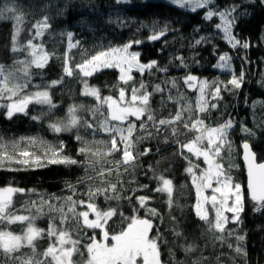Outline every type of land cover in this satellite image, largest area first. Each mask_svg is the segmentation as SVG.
Here are the masks:
<instances>
[{"label":"trees","instance_id":"1","mask_svg":"<svg viewBox=\"0 0 264 264\" xmlns=\"http://www.w3.org/2000/svg\"><path fill=\"white\" fill-rule=\"evenodd\" d=\"M233 5L237 7L232 13L235 17L232 34L241 43L247 42L248 48L239 45L233 47L224 39L222 30L216 27L221 23L219 16L205 19L206 8L190 12L167 0H129L127 3H117V0H0V9L5 6L14 9V12H5L0 16V64L9 70L15 71L22 67L15 61L30 59L26 50H11L17 26L20 29L17 44L24 47L35 35L34 25L44 17L48 18L50 27L42 36L33 40V43L43 45L49 54L48 63L43 69L32 66L30 78L18 72L19 79L16 82L28 83L21 96L46 90L55 105L50 107L33 102L27 106V114L17 113L11 119L7 118L6 109L0 107V144L9 148L14 142H19V146H24L25 141L21 138H36L58 150L63 142L62 155L80 162L75 165L49 164L36 168L18 165L0 168V188L25 190L13 194L11 211L18 215L36 216V208L31 202L39 204L43 198L56 208L63 207L66 212L67 197L71 196L74 201H88L86 193L90 188L93 191L96 188L104 189L108 183H113L117 185L116 192L109 191L94 198L101 210H117L118 214L106 226L110 235L126 227L128 220L125 218L134 214L141 218L147 216L154 225L150 235L158 237L161 264H264V208L255 210L256 205L247 193V174L242 163V145L245 142L251 146L258 162L264 163V2L213 0V5L209 7L223 11ZM17 16L22 17L19 25L15 19ZM165 26V34L160 39H149L154 32L158 33ZM69 32L73 34L71 43L76 44L72 48H69ZM134 40L141 43L133 44L129 51L138 52L141 63L156 61L157 66L143 73H132L133 80L128 84L119 79L121 73L116 67L101 68L90 77H84L75 67L97 51L122 47ZM197 40H201V43L197 44ZM225 54L230 57L228 64L216 67L223 63L219 58ZM66 60L67 66L74 71L72 76L64 72ZM241 73L242 85L234 89L228 81L234 75L239 78ZM189 74L198 78V81L193 82V87L184 82ZM61 80V83L51 86L53 81ZM85 81L89 87L99 90L101 98H118L122 87L126 91V100L130 99L131 87L134 85L138 88L142 82L146 90L152 93L150 108L157 121L174 116L178 109L190 105L192 111L184 113L186 121L189 116L193 120L199 118L208 127H217L229 120L232 122L227 137L231 149L225 147L222 150L221 162L233 182L241 184L244 193L242 223L227 225L228 229L234 230L232 236L224 235L223 240L218 239L222 234L210 231L208 225L196 215V190L185 169L189 167V161L200 167L203 161L197 160L186 149L181 155L180 144L187 143L197 134L194 131L185 134L182 124L177 125L179 134L174 137L170 129L157 133L154 122L148 121L146 115L142 118L146 130L140 129V120L131 117L129 121L136 124L132 139L135 141L137 137L141 138L136 143L134 154L150 149L148 154L139 156L127 171L124 170L125 166H120L119 179L115 163L101 161L89 166L85 156L79 154V149L84 146L83 141L98 145V141H109L110 136L99 130L108 114L107 105L101 106L95 97L83 94ZM199 81L221 87L220 98L217 99H213L210 94L213 87L206 89L208 111L203 113L196 108L199 95L194 86ZM157 85L163 89L162 92L155 91ZM224 85H227V90ZM7 103V99L0 100V105ZM212 104L216 107L212 108ZM72 107L76 108L79 124L70 131L54 132L50 124L68 123L71 119L69 109ZM88 123L94 127L88 128ZM244 129L250 130L251 134ZM149 132L151 136H148ZM77 136L82 137V140H77ZM120 157L121 153L117 152L107 157V160L116 161ZM101 168L114 169L112 175L107 176V182H102L97 175ZM161 175L173 182L171 208L167 203V194L154 191L159 184L156 177ZM106 195H119L120 199H106ZM139 196L151 197L147 208L139 207L136 199ZM148 208L156 209L158 215L151 216ZM134 209L137 211L134 212ZM76 210L88 211L86 205H77ZM208 211L209 219L214 220L212 208H208ZM43 212L45 215L36 220V226L44 229L45 235L35 242V253L30 247H23L14 255L45 260L43 252L55 240V237L50 240L46 235L48 225L53 222V217L57 227L61 225L58 211L50 212L45 205ZM119 213H123V217ZM64 227L70 228L74 239H81L79 248L83 256L77 253L73 260L86 261L84 245L89 243L88 237L94 232L96 239L100 240V230L85 228L81 232L74 220ZM25 228L26 223L0 224V229L14 234H22ZM177 232L180 235H176ZM236 235H244V241H237ZM229 244L232 247H228ZM189 246L193 250L186 252ZM237 246H242L246 255L238 254L235 251ZM0 264H6L2 253Z\"/></svg>","mask_w":264,"mask_h":264},{"label":"snow or ice","instance_id":"2","mask_svg":"<svg viewBox=\"0 0 264 264\" xmlns=\"http://www.w3.org/2000/svg\"><path fill=\"white\" fill-rule=\"evenodd\" d=\"M125 2L128 0H117V3ZM173 4L178 5L181 8L191 5L192 11H196L198 8H206L205 19L211 20L214 16H219L221 23L216 27L221 29L224 34V39L228 40L233 47L241 46L248 48L247 42L241 43L233 34L232 28L234 26L235 17L232 13L236 11L235 5L231 8L220 11L214 7L213 0H171ZM264 2V0H262ZM5 12L12 13L14 9L8 6L0 9V16H3ZM231 17V19H230ZM17 25L22 20V17H15ZM36 31L32 39L27 41L26 46L19 47L17 44V36L19 35V26H17L15 33L12 37V51H27L30 59L18 60L15 63L22 65L21 68L15 71L9 70L3 64H0V100L7 99L9 103L0 105L6 109V116L11 119L17 113L27 114L26 109L30 103L47 104L50 107H55L52 104L51 97L48 91H37L32 94L21 93L28 87V83L23 84L16 82L19 77L17 73H22L23 77L30 78V68L34 66L37 69H43L49 60V54L44 50L43 45L34 44L33 40L42 36L44 31L50 27L48 18L44 17L41 21H38L34 25ZM166 27L161 29L158 33L154 32L149 39L158 40L165 34ZM69 48L75 47L76 44H72V33L68 34ZM79 42H77L78 44ZM141 41L134 40L129 41L122 47H110L97 51L94 55L83 60L82 63L77 64L75 67L79 70V73L84 77L92 76L96 71L101 68H119V79L128 84L133 80L131 75L132 70L135 68L140 73H143L146 69H151L157 66L156 61H151L148 64L140 63L138 52H130L129 49L133 44H140ZM197 44L201 43V40L196 41ZM220 61L223 63L217 64L216 67H225L230 60L227 54L220 56ZM166 71V69H164ZM64 72L67 76H72L74 71L67 66V60L65 61ZM198 81L196 76L189 74L185 77L184 82L193 87V82ZM61 81H53L51 86H55ZM243 82V73L237 78L235 75L232 77L228 84L232 85L234 89H239ZM198 91L200 93L197 98L196 108L199 112L203 113L208 111V101L205 99L206 89L213 87V91L210 93L213 99L220 98L221 87L220 85H209L207 81H199ZM175 86V82H173ZM227 90V85H224ZM130 99L126 100V91L124 88L119 89L118 98L107 96L101 98L99 90L95 87H89L85 81L84 95L93 96L97 100L98 104L103 106L107 105L108 114L105 120L100 124L101 131L107 133L110 136L109 141H98L99 144L106 145L104 150L96 148L93 150L90 142L83 141V147L79 149V154L84 155L86 162L89 166L99 163L101 161L107 163H115L117 177L119 179V168L125 166L124 170L127 171L129 166H132L135 160L142 155H147L150 149H145L143 152H136V143L141 139L139 137L134 141L132 139L134 132L136 131V124L134 121H129V117H135L136 120H140V129L146 130V124L143 121V117L146 115L148 121L154 122V127L157 133L162 130L171 131L172 136L176 137L179 134V127L177 125L182 124L183 128L187 132H196L197 134L193 139L187 143L180 144L181 155L183 150H187L188 153L193 154L197 159L203 158L206 168L200 169L199 175L196 174V169L200 166L193 164L189 161V167L185 171L191 176L192 184L196 190V204L194 209L197 217L204 221L210 231L218 232L222 235L217 238L224 239V235L232 236L234 234L233 229H228L229 223L239 225L242 223L241 213L244 211V197L242 192V186L240 183H234L232 177L224 169V165L221 162V152L227 147L231 149V143L228 141V130L232 128V122L226 121L224 124L217 127H208L204 124L202 119L196 118L193 120L189 116L188 120H184V113L191 112V106L187 108L181 107L177 110L174 116L168 118H162L158 121L155 119L150 108V97L152 93L146 90V86L141 82L139 87L134 85L130 89ZM155 91L162 92L163 89L159 85L156 86ZM172 99V97H169ZM212 108L216 105L212 104ZM99 110L98 108L96 109ZM71 119L68 123H53L50 124L51 129L54 132L70 131L72 128L79 124V119L76 116V108L69 109ZM38 119V117H33ZM112 122H117L113 124ZM127 125L124 127L123 125ZM88 128H93L91 123L87 124ZM249 132L250 130L244 129ZM151 136V133H148ZM77 140H82V137L77 136ZM167 139V138H166ZM29 145L39 144L41 148L45 149L44 155H37L34 152L28 150H22L16 154V149L19 147V142H14L13 153L10 154L7 151V146L0 144V167H4L5 163H17L27 167H43L45 166L42 161L46 160L51 164H66L75 165L80 163L76 159L61 155L63 152V142H61L59 149H54L51 145H47L43 141H38L36 138H21ZM177 143L179 141L177 140ZM123 145V147H121ZM244 149V160L247 164L248 183L247 188L250 194L251 200L255 203L256 211H260L264 208V163H256L255 154L251 151V146L245 142L242 145ZM120 152L121 157L116 161H108L107 157L112 156L114 153ZM48 153H51L49 156ZM96 158V159H92ZM187 159V157H185ZM114 169L101 168L97 172V175L101 178L102 182H107V176H111ZM159 184L154 191L160 193H166L169 208L173 205V182L171 179L165 178L163 175L156 177ZM215 182V187L213 183ZM69 187H72L69 185ZM144 187H147L145 185ZM211 189L212 194L205 195L206 190ZM24 189H17L13 187L0 188V224H13V223H26V228L22 234H14L11 231L0 229V253L3 254L6 264H161L160 251L158 244V237L150 235L153 231V222L151 219L144 217L141 218L138 215L125 218L128 220L126 227L119 232L110 235L108 228V221L113 216H116L117 210L109 208L107 210H101L95 203V196L98 194L107 193L109 191L116 192L117 185L108 183V187L101 189L96 188L94 191L90 188L86 193L88 201L80 200L74 201L71 196L66 198L67 211L64 208H56L54 205L48 203L43 198L39 204L32 201L31 204L36 208V216L30 215H18L11 211L12 196L16 192H23ZM106 199H120L119 195L107 196ZM140 208H147L148 201L151 197L139 196L136 198ZM211 204L214 211V220L209 219V211L205 205ZM47 205L49 211H58L60 213V225L57 227L55 224V217L52 218L53 222L48 225L46 235L50 240L55 237L48 248L43 252L45 260H37L35 257H28L25 259L22 256L14 255L19 253L23 247H30L35 253V242L45 235V230L36 226V220L45 215L43 207ZM77 205L85 206L95 215V219L89 218V211H77ZM137 210L134 209V212ZM148 213L151 216L158 215L157 210L154 208H148ZM231 213V217L226 215ZM71 214V220L69 219ZM123 217V213H119ZM74 220L79 227V230L83 232L86 229L96 230L99 229L102 235L100 240L96 239L95 232L91 237H88L89 243L84 245L87 251V260L82 262H76L73 260V256L80 252L79 245L81 239H74L70 228L64 227L66 224ZM82 221V222H81ZM86 235V233H84ZM180 235V233H176ZM237 241H244V235H236ZM111 241V243H109ZM228 247H232L231 244ZM192 247L189 246L185 249L186 252L192 251ZM235 251L238 254L246 255L242 246H237ZM50 258V259H49Z\"/></svg>","mask_w":264,"mask_h":264},{"label":"rangeland","instance_id":"3","mask_svg":"<svg viewBox=\"0 0 264 264\" xmlns=\"http://www.w3.org/2000/svg\"><path fill=\"white\" fill-rule=\"evenodd\" d=\"M129 1V0H128ZM167 2L168 3H170V4H172V5H174V6H176V7H178V8H180V9H184V10H187V11H190V12H196V11H198L199 9H201V8H198L196 11H192L191 9H192V6L191 5H189V6H186V7H184V8H181V7H179L178 5H176V4H173L172 2H171V0H167ZM122 3H125V2H122ZM35 44V43H34ZM138 59H139V57H138ZM140 61V60H139ZM141 63V62H140ZM134 72H139V71H137L135 68L132 70V72H131V74L132 73H134ZM198 87H199V84H198V82L195 84V86H194V88L198 91ZM198 95H200V93H199V91H198ZM131 117H129V119H130ZM91 146L93 147V150H95L96 148H100L101 150H104L105 149V147H106V145H104V144H98V145H95V144H91ZM22 150H28L29 152H34V153H36L37 155H44V152H45V149H43V148H41L40 147V145L39 144H37V145H29V144H27L26 142L24 143V146H19L17 149H16V154L18 155V152L19 151H22ZM7 151L10 153V154H12L13 153V147H9V148H7ZM48 155L50 156L51 155V153H48ZM61 155H62V153H61ZM193 157H195L193 154H191ZM196 158V157H195ZM197 159V158H196ZM197 160H202L203 161V158L201 157V158H199V159H197ZM42 163L44 164V165H49V164H51V163H47V161L46 160H43L42 161ZM13 165H18V166H22V165H20V164H17V163H15V162H13V163H5V165L4 166H13ZM22 167H25V168H36L35 166H32V167H27V166H22ZM207 167V165L204 163V161H203V166H201L200 168H199V170L196 172V174L197 175H199V171H200V169H204V168H206ZM0 168H2V167H0ZM216 185H215V182L213 183V187H215ZM242 192H243V190H242ZM212 194V191H211V189H208V190H206V192H205V195H211ZM243 197H244V193H243ZM205 207H207V208H212L211 207V204H207V205H205ZM89 211V217H92V219H95V215H94V213H92L90 210H88ZM231 215V213H226V215Z\"/></svg>","mask_w":264,"mask_h":264},{"label":"water","instance_id":"4","mask_svg":"<svg viewBox=\"0 0 264 264\" xmlns=\"http://www.w3.org/2000/svg\"><path fill=\"white\" fill-rule=\"evenodd\" d=\"M251 151L254 153V151L252 150V148H251ZM254 154H255V153H254ZM255 157H256V163H259L258 160H257V156H256V154H255ZM242 163H243V165H244V167H245V169H246V174H247V164H246V161L244 160V149H243V147H242ZM247 183H248V174H247ZM246 189H247V193H248V195H249V197H250V194H249V191H248L247 185H246ZM250 199H251V198H250Z\"/></svg>","mask_w":264,"mask_h":264}]
</instances>
